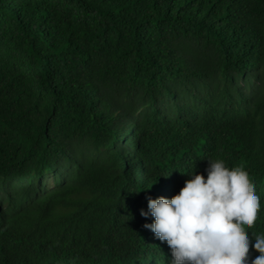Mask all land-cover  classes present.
Segmentation results:
<instances>
[{
    "label": "trees",
    "instance_id": "16d2710c",
    "mask_svg": "<svg viewBox=\"0 0 264 264\" xmlns=\"http://www.w3.org/2000/svg\"><path fill=\"white\" fill-rule=\"evenodd\" d=\"M80 259L264 264V0H0V264Z\"/></svg>",
    "mask_w": 264,
    "mask_h": 264
},
{
    "label": "bare ground",
    "instance_id": "6f19581e",
    "mask_svg": "<svg viewBox=\"0 0 264 264\" xmlns=\"http://www.w3.org/2000/svg\"><path fill=\"white\" fill-rule=\"evenodd\" d=\"M121 143H122V142H121ZM151 152H152V151H151ZM151 152H150V154H151ZM153 152H154V151H153ZM153 152H152V153H153ZM150 154H149V155H150ZM153 154H154V153H153ZM151 155H152V154H151ZM146 157H147V156H146ZM145 161H147V160H145ZM163 161H164V160H163ZM163 161H162V162H163ZM161 165L163 166V163H162ZM165 165H167L166 162H165ZM210 165H211V164H210ZM210 165H207V166H209V168H210ZM157 166H158V165H157ZM162 166H160V167H162ZM169 166H170V165H169ZM158 167H159V166H158ZM165 167H166V166H165ZM162 168L165 169L164 167H162ZM168 168H169V167H168ZM168 168H167V170H170V169H168ZM170 168H171V166H170ZM211 168H212V167H211ZM211 168H210V169H211ZM171 169H172V168H171ZM167 170H166V171H167ZM218 170H219V169H218ZM170 171H171V170H170ZM219 171H220V170H219ZM161 172H162V171H161ZM163 172H164V171H163ZM168 173H169V171H168ZM170 173H171V172H170ZM170 173H169V174H170ZM169 174H168L167 176L170 177ZM50 175H51V174H50ZM162 175H163V173H162ZM175 175H176V174H175ZM165 176H166V175H165ZM175 177L177 178V176H174V179H175ZM180 178H181V181H182V180H183L182 177H180ZM49 179H50V178H49ZM169 179H170V178H169ZM177 179H178V178H177ZM175 180H176V179H175ZM175 180H174V182H176ZM171 182H172V181H171ZM177 182L179 183L180 181H177ZM167 184H168V183H167ZM173 185H175V184H173ZM146 219H147V218H146ZM124 221H125V220H124ZM124 221H123V222H124ZM127 221H128V220H127ZM121 222H122V221H121ZM134 222H135V221H134ZM136 222H137V221H136ZM131 223H132V222H131ZM137 223H138V222H137ZM126 224H127V223H126ZM126 224H125V227H126ZM134 224H135V223H134ZM123 225H124V224H123ZM120 226H122V225H120ZM130 226H131V225H130ZM137 226H139V224H138ZM131 227H134V226H131ZM128 228H130V227H128ZM123 229H124V228H123ZM126 229H127V228H126ZM124 231H125V229H124ZM131 235H132V234H131ZM119 238H120V237H119ZM119 238H118V239H119ZM124 238H126V237H124ZM122 239H123V238H122ZM27 240H29V239H27ZM119 241H120V240H119ZM124 242H125V241H124ZM29 243H30V242H29ZM100 244H101V243H100ZM28 245H29V244H28ZM118 245H119V244H118ZM23 247H24V246H23ZM33 247L35 248V246H33ZM116 247H117V246H116ZM118 247H119V246H118ZM139 247H140V246H139ZM140 248H141V247H140ZM148 248H149V247H148ZM24 249H26V248H24ZM24 249H22V250H24ZM29 249H30V248H29ZM89 249H90V248H89ZM129 249H130V248H129ZM138 249H139V248H138ZM138 249H137V250H138ZM142 249H145V247L143 246ZM33 250H35V249H33ZM117 250H118V249H117ZM146 250H147V248H146ZM98 251H99V250H98ZM133 251H134V250H133ZM144 251H145V250H144ZM148 251H149V249H148ZM32 252H33V251H32ZM99 252H100V251H99ZM101 252H102V251H101ZM101 252H100V253H101ZM153 252H154V250H153ZM23 253H25V252L23 251ZM42 253H43V252H42ZM145 253H146V252H145ZM149 253H150V252H149ZM160 253H161V252H160ZM160 253H159V255H162V254H160ZM88 254H90V252H88ZM97 254H98V253H97ZM97 254H96V255H97ZM42 255H43V254H42ZM79 255H81V254H79ZM99 255H100V254H99ZM140 255H141V252H140ZM151 255H152V254H151ZM151 255H150V256H151ZM153 255H154V254H153ZM153 255H152V256H153ZM159 255H157V256H159ZM82 256H83V255H82ZM97 256H98V255H97ZM102 256H103V255H102ZM152 256H151V257H152ZM69 257H70V256H68V258H69ZM146 257H147V256H146ZM151 257H149V258L151 259ZM153 257H154V256H153ZM77 258H78V257H77ZM90 258H91V257H90ZM100 258H101V257H100ZM149 258H148V259H149ZM156 258H157V257H156ZM158 258H159V257H158ZM158 258L156 259L157 261H158ZM161 258H162V257H161ZM69 259H70V258H69ZM69 259H68V260H69ZM71 259H72V258H71ZM71 259H70V260H71ZM78 259H79V258H78ZM78 259H77L76 261H78ZM104 259H105V258H104ZM104 259H102V260L104 261ZM138 259H139V258H138ZM144 259H145V258H144ZM162 259H164V258H162ZM45 260H46V259H45ZM92 260H93V257H92ZM96 260L99 261L100 259H99V260L96 259ZM76 261H73V262H76ZM88 261H89V260H88ZM94 261H95V259H94ZM97 261H96V263H98ZM134 261H135V260H134ZM144 261H145V260H144ZM147 261H148V260H147ZM153 261H155V260H153ZM68 262H71V261H68ZM79 262L81 263V262H83V261H81V259H80ZM89 262H91V261H89ZM105 262H106V261H105ZM80 263H79V264H80ZM135 263H136V262H135ZM146 263H147V262H146ZM68 264H69V263H68ZM73 264H74V263H73ZM75 264H76V263H75ZM77 264H78V263H77ZM81 264H85V263H81ZM87 264H88V262H87ZM91 264H92V263H91ZM141 264H142V263H141Z\"/></svg>",
    "mask_w": 264,
    "mask_h": 264
},
{
    "label": "rangeland",
    "instance_id": "374dc122",
    "mask_svg": "<svg viewBox=\"0 0 264 264\" xmlns=\"http://www.w3.org/2000/svg\"><path fill=\"white\" fill-rule=\"evenodd\" d=\"M48 187H52V181L49 182Z\"/></svg>",
    "mask_w": 264,
    "mask_h": 264
}]
</instances>
